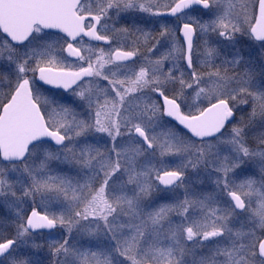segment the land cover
Instances as JSON below:
<instances>
[{
  "label": "rangeland",
  "instance_id": "374dc122",
  "mask_svg": "<svg viewBox=\"0 0 264 264\" xmlns=\"http://www.w3.org/2000/svg\"><path fill=\"white\" fill-rule=\"evenodd\" d=\"M210 2V10L197 20L206 42L213 41V46L206 43L207 46H203L204 63H194L191 69H186L185 64L180 63L184 61L183 49L172 38L169 63L151 64L150 60L144 62L141 59L140 64L125 70L134 77L148 74L156 83L162 84L179 73L180 79L174 81L179 85L176 97L182 113L187 115L198 111L199 102L206 104L215 99H227V90L235 85L237 88V83L257 84L258 93L264 95V51L248 32L254 20L255 0ZM93 3L99 5L93 10L106 12L107 18L132 15L147 20L153 1L94 0ZM111 4L119 6V13L112 11ZM133 8L136 10L130 11ZM63 45L60 38L39 31L22 47L14 48L0 41V64L9 67L12 88L26 77L35 100L43 109L48 127L66 138L60 148L46 143L33 145L20 162L0 160V243L8 240L9 233L16 239L0 255V264H30L28 245L31 255L43 258L38 251L43 240L54 247L47 251L50 264H264L256 255L257 240H253L264 213V149L256 147L258 150H255L250 146L246 151L232 147L233 151H230L236 165L245 166L249 171L235 174L233 179L235 188L242 189L249 211L253 212L238 220V224L244 221L241 224L247 231V245H252L246 255L242 254L244 242L206 239L210 232L219 229V225L200 222L196 208L201 194V189H197L201 178L198 175L200 158L204 161L202 157L206 158L207 152L213 151L216 145H231L233 137L241 139L252 133L251 136H262L257 142L264 143V127L251 129L257 120L264 121V103L259 106V111L255 110L257 105L252 104L254 108L246 119L252 121L248 125L244 120L213 140L198 142L164 117L157 100L152 94L144 93V85L124 90L130 95L115 109L110 102L111 93L97 92L94 87L89 89L86 83L61 94L39 87L34 75L43 58L46 66L68 65ZM80 47L87 50L84 44ZM36 54L37 58L32 60ZM212 56L214 59L210 58ZM246 59L251 60L244 65ZM0 74L2 83L6 71L0 68ZM240 78H244L243 82ZM120 90L118 84L117 95ZM200 90H205L202 96ZM233 97L235 101L230 104L235 108L246 106L244 96L236 94ZM102 119L115 123L118 135L126 139L118 149L121 153L119 167L113 166L111 145L105 142V134L101 133L98 122ZM137 126L146 132L152 145L150 149L132 135ZM216 153L222 162L231 161L228 148L220 147ZM89 158H93L90 164ZM91 166L94 167L91 169ZM88 168L92 170V176ZM165 170L186 175L176 184L175 181L170 187L164 186L158 177ZM203 171L204 179L211 181V185L219 179L213 166ZM91 182L95 184L92 188ZM213 187L212 192L204 195V211L209 222L217 221L213 214L216 206L212 204L216 186ZM90 201L94 204L92 213L87 210ZM32 204L40 206L41 212L56 222L50 236L43 235L42 231L32 234L26 231L24 222ZM88 215L108 217L114 224L113 232L109 229L103 234L94 233L86 225L94 221ZM235 233L238 234V230ZM220 248L224 256L215 260V252Z\"/></svg>",
  "mask_w": 264,
  "mask_h": 264
},
{
  "label": "flooded vegetation",
  "instance_id": "af4514ba",
  "mask_svg": "<svg viewBox=\"0 0 264 264\" xmlns=\"http://www.w3.org/2000/svg\"><path fill=\"white\" fill-rule=\"evenodd\" d=\"M86 1L87 4H86ZM94 0H79L78 3L74 7V11L78 16L84 17L83 24H82V31L80 35L74 39H70L69 37L63 35L62 33L48 29L42 25L35 24L33 26V29L29 35V37L22 42L16 43L11 41L1 30L0 28V41L9 44L10 46L14 48L25 46L26 44H29L31 41L32 35L39 31L40 33L51 36V37H57L64 41L63 45V55L68 61V65L64 67H52L55 69H64V70H70V71H80V70H86L87 74L80 79L73 87H71L68 90H61L54 88L51 91H55L58 93H67L73 90H76L80 85L82 84H88L89 89L95 88L97 92L102 93H111V99L110 102H112V109L117 108L118 106H121L120 104L124 103V97H128L130 94L124 92V90H133L132 87L141 85L145 86L146 88L144 93L145 94H152V96L157 100L159 105L162 108V112L165 118H167L170 122H173L176 124L177 127L182 129L187 135L192 137L195 140H213L214 138L218 137L221 133L224 131L230 130L231 126L236 125V123H242L245 120V124L248 125L252 120L247 121L246 119L250 116V110H252V104L255 103V110L259 111V106L264 103V95H260L258 93V86L257 84H253L254 86H248V83L242 85L237 83V88L235 86L233 88H229L227 90V99H215L209 103L203 104L202 102L198 103V111L196 113L192 114H184L181 111L179 101L176 97V93L179 92V85L175 83L174 81L177 79H180L178 77L179 73H175L173 75V78L171 79V76L169 80L162 84V83H156L148 74H142L141 78L140 75L137 77L132 76V74H129L127 71L129 68H132L133 65H138L141 63V59L144 60L148 59L151 61V64L156 63H163L167 64L170 62V57L168 56V52L170 53L171 48V40L176 39V41L179 43L180 48L183 49V58L184 61H181L180 63L185 64L186 69H191L192 64H202L204 63V57H203V46L208 44V46L211 44L213 46V41L209 44L205 40V36L199 29V25H197L198 19L201 17V14L209 11L211 7L210 0H207L209 3V6L204 9L198 6H193L192 8L188 10H183L175 15L168 16L164 13L167 12L176 1L178 0H151L153 1L152 4H150V10L149 15L150 18L147 20L141 17H118V15L114 16L113 18H107L106 12H95L93 9L95 7H99L97 3H93ZM85 2V5H83ZM134 2V1H131ZM135 3V2H134ZM256 3L257 0H255V11L254 15L256 14ZM9 4V5H8ZM8 6H14V0H10L9 3L6 2V0H0V11H3L1 15H13L14 13H17V9H10L11 12H9L5 7ZM19 6L22 5L21 0H19ZM112 8V11H115L119 13V6H114L113 4L110 5ZM154 7V8H152ZM136 10V8H133L130 11ZM15 16V15H14ZM198 20V21H197ZM183 25H190L192 28V40L191 45L187 57L186 47L184 43V39L181 35V28ZM17 30V29H15ZM90 33V35L93 36V38L89 37L87 33ZM213 40V39H212ZM255 43L260 44L261 50L264 51V40L263 41H256ZM206 43V44H205ZM80 44H84L87 47V50H84L80 47ZM207 46V45H206ZM205 46V47H206ZM44 47V45H43ZM207 47L206 49H208ZM259 49V48H258ZM116 51H122L125 53L131 54V57L127 60H117L114 57V54ZM260 54L262 53L259 50ZM165 53V54H164ZM39 54V53H38ZM164 55V56H163ZM213 55V53H212ZM263 55V54H261ZM211 59H214V56L210 57ZM210 58H206V61H210ZM251 58V56H250ZM252 59V58H251ZM249 59V60H251ZM141 60V61H140ZM249 60H245L243 63L244 65L247 64ZM212 61V60H211ZM140 62V63H138ZM239 63V62H238ZM237 63V64H238ZM236 64V65H237ZM251 64V63H248ZM44 65L41 64L39 67H43ZM50 67V66H49ZM0 68H2L4 71H6V75H4V80L1 83L0 82V113L2 111L3 106L5 103L9 100L11 95L13 94L15 88L17 85L25 80L28 81L26 77L21 78L18 83L15 85V87L12 88L11 78H10V72L9 67H6L3 64H0ZM242 68H239V70ZM182 69H180V73H182ZM36 72V71H35ZM1 77V74H0ZM36 83L39 85V87L44 88L39 81L36 79V74L34 75ZM244 78H240L239 80L243 82ZM251 80H254V78H251ZM245 81V80H244ZM118 84L121 86V90L119 91L120 94H116ZM180 84V83H179ZM28 85L31 89V86L28 81ZM45 89V88H44ZM32 96L35 100L34 92L31 89ZM194 92V91H193ZM101 93V94H102ZM115 93V94H114ZM200 95L205 93V90L199 91ZM236 94H241L246 99V106L245 107H239L238 109L235 108L230 103H234L233 100ZM217 95V94H216ZM105 98L107 95H104ZM186 98V97H185ZM224 100L226 103L225 110L232 113V119L231 121H223L221 123H218L219 126L215 131H213L210 135L207 136H195L191 132L185 130L183 127H181L177 122L172 120L170 117L167 116L165 108L167 102H175L177 105L178 112L184 116H192L197 113L202 112L207 106L210 104L219 101ZM36 101V100H35ZM36 103L39 106V109L46 121L45 115L43 113V109L41 108L40 104L36 101ZM115 105V106H114ZM248 107V108H247ZM249 107H251L249 109ZM245 118V119H244ZM260 119L255 122L252 128L254 127H264V124H261ZM100 129H102L101 133L105 134V142L109 145H111V160L113 163V166L119 167L118 160L120 161L121 153H118L119 146H121V142L125 141L126 139H123L118 135V126H115V123L102 119L100 122ZM116 130V132L114 131ZM136 129H143L139 126L133 128L132 135L135 139H137L140 143H142L146 148H151V142L148 140V137L146 135V132H144L145 137L141 138L137 135L135 132ZM108 130V131H107ZM252 134V133H251ZM249 134L246 137H243L241 139L234 138L233 143L229 142L228 146L223 145H216L213 147V151L207 152L206 158L202 157L204 155L200 154L201 157L204 159V161L200 158L199 160V167L201 168L200 173L198 174L199 182L197 183V189H201L200 199L199 203L196 205L197 208V217L200 220V222L206 224H218L219 229L213 232H210L206 239H220L221 241H226L227 239H230V241L234 242H244L245 251H242L244 255L247 254L248 248L252 245H247V239L246 234L247 231L243 227L240 222L238 224V220L246 213H249L250 216L253 214V212L249 211V203L246 201L244 194H242V189H236L234 180L236 178V175H240L244 171H248L245 166L239 167L236 165L235 160L231 156L232 154L230 151L232 150V147H234L236 150L242 149V150H249L248 147L253 146L254 148L260 147V149L263 151L264 149V143L263 142H257L260 141L262 136H251ZM264 135V133H263ZM224 140V139H223ZM264 140V139H262ZM62 146L56 147L60 148ZM220 147L228 148L229 150V158L231 161L229 162H222L219 156L217 155V151ZM255 150H258L257 148ZM233 151V150H232ZM241 151V150H239ZM258 153V152H257ZM98 154V153H97ZM100 154V153H99ZM98 154V155H99ZM90 160H93V158H89V164ZM214 167L217 173L219 174V179L214 185H211V181H206L205 175H204V169ZM94 166H91L92 169ZM222 168V171H221ZM89 169V168H88ZM89 169L91 172V175L93 174L92 170ZM165 171H171V170H165ZM175 171V170H174ZM232 171V175H231ZM252 174L253 170L251 169ZM117 172V171H116ZM164 172V171H163ZM249 172V171H248ZM247 172V173H248ZM110 173V172H109ZM162 173V172H161ZM160 173V174H161ZM179 173V178L176 180L174 184H176L178 181L181 180L182 176H185L186 173L181 174ZM246 173V174H247ZM116 174V173H114ZM236 174V175H235ZM251 174V172H250ZM249 174V175H250ZM260 176V174H259ZM261 181V177L259 179ZM172 183V184H173ZM92 184L91 182V188ZM173 184V185H174ZM171 185V184H170ZM169 186V185H168ZM213 186H216V195H214V198L212 200V204L215 205V210L213 209V214L216 217L217 221H210L209 222V216L204 211L206 202H204V195L213 190ZM94 187V186H93ZM170 187V186H169ZM168 188V187H165ZM186 203V202H185ZM103 204V203H102ZM239 206V207H238ZM88 212L90 211L92 213V209L94 208V204L92 202H89V205L87 206ZM261 212V211H258ZM262 214V212H261ZM88 218L90 220H94L95 223L91 222L86 224L87 227L91 228L94 233L96 231L97 234H103V231H108L109 229L113 232V225L108 221L107 218H102L101 216H95V215H88ZM56 222H55V228H56ZM235 230H238V234L235 233ZM70 233H68L69 235ZM264 238V213L262 214V218L259 221V226L256 230V233L254 235L253 240H257L255 251L256 255L259 260L264 261V258L261 257L258 254V244L259 242ZM115 250V249H112ZM111 251V250H110ZM224 252L220 248L216 254V259L224 256ZM249 253V252H248ZM149 263V262H144ZM142 263V264H144ZM152 264V263H151Z\"/></svg>",
  "mask_w": 264,
  "mask_h": 264
},
{
  "label": "water",
  "instance_id": "95a60500",
  "mask_svg": "<svg viewBox=\"0 0 264 264\" xmlns=\"http://www.w3.org/2000/svg\"><path fill=\"white\" fill-rule=\"evenodd\" d=\"M9 1L6 0L7 3ZM78 1L21 0L22 5L19 6V0H14V6L11 7L8 4L5 8L9 12H11L10 9H17L18 11L7 16L1 15L3 11H0V28L11 41L16 43L26 40L35 24L58 31L70 39H74L80 35L84 20V17L78 16L74 12V7ZM208 5L207 0H178L164 14L172 16L193 6L206 9ZM249 33L257 41L264 40V0H257L256 15L249 28ZM87 35L93 38L89 32ZM181 35L188 57L193 36L191 26L183 25ZM114 57L117 60H127L131 54L116 51ZM86 74V70L70 71L40 67L36 71V79L48 88H59L66 91ZM225 106V101L219 100L196 115L184 116L178 112L176 103L171 101L167 102L165 111L168 117L193 135L207 136L217 129L218 123L231 121L232 113L227 112ZM135 132L139 137H145L141 129H136ZM38 141H46L54 146H61L65 142V137L58 131L51 130L46 126L40 109L32 98L28 83L23 80L18 84L0 113V160L4 163L22 161L27 156L30 146ZM178 178V172L165 171L160 174L158 180L162 185L168 186ZM25 226L30 232L39 229L49 231L54 228L55 223L44 213L31 209L27 214ZM11 244V241L1 243L0 255L9 249ZM258 254L264 258V238L258 244Z\"/></svg>",
  "mask_w": 264,
  "mask_h": 264
},
{
  "label": "trees",
  "instance_id": "16d2710c",
  "mask_svg": "<svg viewBox=\"0 0 264 264\" xmlns=\"http://www.w3.org/2000/svg\"><path fill=\"white\" fill-rule=\"evenodd\" d=\"M37 56H38V54H36V55H34L33 56V58H32V60H35L36 58H37ZM43 58V57H42ZM41 58V59H42ZM40 64H46V61H45V59L43 58L41 61H40ZM32 206L33 207H35V208H37L39 211H41V209H40V206H38L37 204H32ZM5 220H7V219H5ZM43 235H45V236H50L51 234H52V232H49V233H46V232H44V233H42ZM8 240H16V239H14L13 237H12V235L9 233V237H8ZM44 241V244H42L41 245V248H39V250H38V248H36L39 252H40V254L41 255H43V258H41L40 256H33V254L31 255L30 253V246L28 245V247H27V249H28V251H29V253H28V260H29V263L30 264H38V262L40 263V262H42L43 264H50V262H49V259H48V254H47V251H49V250H51V249H53L54 247H53V245L51 246V244L50 243H48L47 241H45V240H43ZM39 243V242H38ZM37 243V244H38ZM41 244V243H40ZM37 247H39V246H37ZM41 260H43V261H41ZM55 264V263H54ZM57 264V263H56Z\"/></svg>",
  "mask_w": 264,
  "mask_h": 264
}]
</instances>
